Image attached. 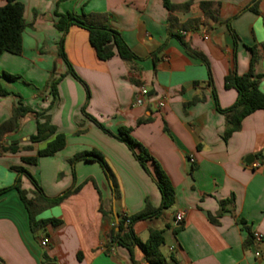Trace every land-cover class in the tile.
<instances>
[{
    "label": "crops",
    "instance_id": "0c3cea01",
    "mask_svg": "<svg viewBox=\"0 0 264 264\" xmlns=\"http://www.w3.org/2000/svg\"><path fill=\"white\" fill-rule=\"evenodd\" d=\"M23 4L26 26L20 54H0V72L21 77L15 82L0 77L9 91L0 97V122L11 115L17 97L33 110L47 109L51 102L49 79L58 81L57 97L46 112L65 146L35 164L21 157L34 156L45 142L32 143L36 121L25 115L17 130L3 141L30 146L0 154V188L13 183L22 166L48 196L61 195L71 186L74 193L34 218H56V226L31 224L16 190L0 195V259L5 264H131L129 251L119 245L105 250L110 229L99 207L119 214H133L148 200L160 204L161 196L125 143L99 128L81 111L84 86L66 74L57 53L60 32L57 14L105 13L138 57L123 61L117 54L97 58L85 29L71 25L64 37V51L77 75L86 83L89 98L85 112L116 133L131 128L168 176L174 203L157 218L134 223L141 241L149 229H162L160 248L166 264H264V110L241 121L240 129L223 138L225 118L215 108L213 89L220 107L236 99L234 88L224 86L231 70L242 75L253 70L264 86V0H18ZM6 0H0V6ZM201 2H210L206 12ZM179 35L208 65L189 55ZM156 59L152 53L157 51ZM209 75L211 83H209ZM149 91L146 105H134L139 87ZM163 101L162 106L158 102ZM144 120L141 123L137 121ZM96 149L113 173L116 193L95 161L70 159L75 153ZM251 156V157H250ZM193 159V162L189 161ZM152 172V163L148 161ZM21 187L31 196L29 180ZM182 212V222L175 215ZM114 214V215H113ZM209 217L214 219V222ZM253 242L245 246L247 230ZM46 238L42 246L40 240ZM259 252L260 256H256ZM134 264H148L141 249L132 250Z\"/></svg>",
    "mask_w": 264,
    "mask_h": 264
},
{
    "label": "trees",
    "instance_id": "16d2710c",
    "mask_svg": "<svg viewBox=\"0 0 264 264\" xmlns=\"http://www.w3.org/2000/svg\"><path fill=\"white\" fill-rule=\"evenodd\" d=\"M163 2L167 9H172L173 6L167 0H163ZM210 4V2H201V7L206 12L207 7ZM107 19L108 16L105 13L76 14L73 12H66L63 14H57L55 27L60 32V37L57 42V53L66 64V74H70L85 88L86 100L81 108L83 114L103 131L111 134L127 145L142 169L152 176L161 196L160 204L158 206H153L148 200H146L143 208L136 213L126 215L115 212L114 214L117 215L118 220L117 230L115 217L112 216V211H106L100 206L99 211L101 212L102 217L105 220H109L111 224L109 231L105 234V250H108L113 244L125 247L130 253L131 264H134L135 261L132 256V250L137 246L143 252L144 259L148 264H166V259L160 250L164 242L162 229L150 228L147 239L141 241L135 234L133 225L140 220L157 218L165 209L169 208L174 203V188L166 173L150 156L148 150L133 138L130 133V127L119 126L117 132L112 133L110 130L103 127V125L94 117L85 112L86 103L89 98V89L86 83L74 71L64 51L65 34L71 25H76L87 31L89 43L93 47L98 59L107 60L115 54L126 62L137 59L138 57L127 45L121 33L110 26ZM25 26L26 23L23 19V4L18 0H6V2L0 6V54L3 52H9L12 54L21 53L22 32ZM176 36L189 55L198 58L204 64L208 65L207 59L201 52L193 50L179 35L176 34ZM262 46L264 48V43ZM158 51L159 50L154 51L151 54L153 59H156V53ZM251 52L250 67L246 73L239 75L236 73L235 69H231L224 77V86L226 88H234L237 92L236 99L230 106L225 108L220 107L217 102L216 92L213 89L215 108L218 112L222 113L225 118V128L223 132V138L225 140L234 131L240 129L241 121L244 117L258 109L264 110V86L263 88H260L261 75L255 73L253 70V47L251 48ZM17 76L18 75L10 74L5 71L0 72V77L5 78L6 80H13L17 78ZM61 77L62 75L56 79H49L47 85L52 99L47 109L42 111L33 110L21 101L18 94L13 93L17 99L12 107L11 115L4 121L0 122V154L4 152H17L21 149L30 147L20 146L17 141H11L10 143H4L3 141L8 133L19 128L21 119L27 114H32L36 121L35 133L30 136L29 141L32 143L45 142V145L37 149L34 156L21 157L23 162L35 164L38 157L53 155L65 146V135L57 131V127L51 123L49 116L46 113L57 97L56 85ZM209 83H211L210 75ZM8 93L9 91L0 84V97ZM143 121L144 120L139 119L137 123ZM77 160L97 162L105 177L111 183L113 191L116 193V184L113 173L99 151L91 149L75 153L70 159V163L73 164ZM148 161L152 163V172L149 169ZM11 168L15 170L16 177L11 185L0 188V195L10 189L16 190L28 213L29 222H31V224H36L40 227H43L48 223L53 226L58 225L60 220L56 218L39 219L37 222H34V218L44 209L58 204L63 198L76 192L79 186H71L61 195L48 196L45 194L36 178L28 170L22 166H12ZM22 176H25L33 187L30 191V197L27 196L28 191L21 187ZM209 218L214 222L212 217ZM126 220L128 222L125 224ZM245 228L247 230V237L244 245L248 246L253 242L254 235L248 227ZM0 264L5 263L0 259Z\"/></svg>",
    "mask_w": 264,
    "mask_h": 264
},
{
    "label": "built area",
    "instance_id": "2783aa9c",
    "mask_svg": "<svg viewBox=\"0 0 264 264\" xmlns=\"http://www.w3.org/2000/svg\"><path fill=\"white\" fill-rule=\"evenodd\" d=\"M148 97H149V91H148V89L144 85H142V86L139 87L138 92L134 95L133 104L134 105H146L147 102L149 101ZM157 104H158V106H162L164 103H163V101H159ZM189 161L190 162H193V159L192 158H189ZM183 219H184V215H183L182 212L176 213V215H175V220L176 221L182 222ZM127 222L128 221L126 220L125 221V224ZM40 244L42 246L46 245L47 244V239L46 238L41 239L40 240ZM255 255L256 256H260L259 252H255ZM142 264H144V263H142Z\"/></svg>",
    "mask_w": 264,
    "mask_h": 264
},
{
    "label": "water",
    "instance_id": "95a60500",
    "mask_svg": "<svg viewBox=\"0 0 264 264\" xmlns=\"http://www.w3.org/2000/svg\"><path fill=\"white\" fill-rule=\"evenodd\" d=\"M251 157V156H250ZM115 224H116V230H117V226H118V220H117V215L115 214ZM47 264H56L55 262H48Z\"/></svg>",
    "mask_w": 264,
    "mask_h": 264
},
{
    "label": "rangeland",
    "instance_id": "374dc122",
    "mask_svg": "<svg viewBox=\"0 0 264 264\" xmlns=\"http://www.w3.org/2000/svg\"><path fill=\"white\" fill-rule=\"evenodd\" d=\"M3 78V77H2ZM21 77L17 76V78L13 79V80H6V81H9V82H15L16 80L20 79ZM5 79V78H4ZM19 97L21 98V96L19 95ZM42 111V110H40ZM98 164V163H97ZM99 165V164H98Z\"/></svg>",
    "mask_w": 264,
    "mask_h": 264
}]
</instances>
